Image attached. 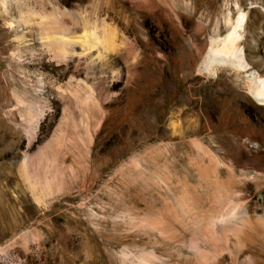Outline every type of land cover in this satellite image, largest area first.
<instances>
[{"label":"rangeland","instance_id":"obj_1","mask_svg":"<svg viewBox=\"0 0 264 264\" xmlns=\"http://www.w3.org/2000/svg\"><path fill=\"white\" fill-rule=\"evenodd\" d=\"M252 75L264 0H0V264H264Z\"/></svg>","mask_w":264,"mask_h":264},{"label":"bare ground","instance_id":"obj_2","mask_svg":"<svg viewBox=\"0 0 264 264\" xmlns=\"http://www.w3.org/2000/svg\"><path fill=\"white\" fill-rule=\"evenodd\" d=\"M245 14L244 13H240L237 21L234 23L231 22V18L225 21V24H230V31L227 32L228 34L225 36V38L220 39V40H212L213 44H210L211 47H209V51L205 57V62L207 65V68L210 67L211 64L213 63H218L221 65H233L237 68H245V64H244V49H240L237 46L238 40L240 38V34H239V28L242 27V22L245 19ZM47 33V32H46ZM104 35L105 37H108V31H104ZM96 35V40L101 41L99 38L98 33L95 34ZM51 35H47V37H45L46 41H50V40H54V41H50V43H52L53 45H58L59 47H61L62 49L65 48L67 45H72V44H76V40L73 41L72 38H66L67 34L62 33L60 34L59 37L55 36L53 38L50 37ZM113 37V36H112ZM113 42V41H112ZM217 42H221L220 44H222L221 46H215V44ZM211 43V42H210ZM217 45V44H216ZM58 47V48H59ZM107 47V46H106ZM109 47V46H108ZM59 48V49H61ZM55 50V49H54ZM66 51V50H65ZM118 73V72H117ZM214 74V73H213ZM252 80H253V84H252V93L253 95L259 100L260 105H264V79L262 77V79L260 78L259 75H252L251 76ZM84 102V101H83ZM147 259H142L143 263H146ZM237 264V263H236Z\"/></svg>","mask_w":264,"mask_h":264}]
</instances>
